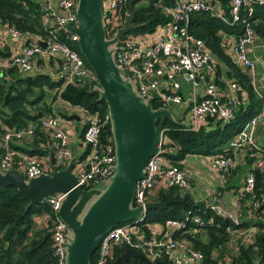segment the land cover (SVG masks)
<instances>
[{"label": "built area", "instance_id": "built-area-1", "mask_svg": "<svg viewBox=\"0 0 264 264\" xmlns=\"http://www.w3.org/2000/svg\"><path fill=\"white\" fill-rule=\"evenodd\" d=\"M44 8V23L48 36L44 40L46 47L38 41L27 44L26 35L15 27L7 29L11 37L23 42L20 54L5 57L0 60V79L7 77L12 68L28 74L33 70V59L42 53L61 56L64 68L68 69L66 83L77 80L96 78L93 70L87 63L79 48V37L67 29L69 24L78 27L76 7L78 0H41ZM129 0H103L106 32L109 39L115 38L124 27L129 15ZM264 6V0H230V16H227L219 4L210 0H176L170 9L172 20L165 25H158L154 30L144 33H129L120 40L115 52V60L123 72L128 71V77L145 98H152L159 107L172 108L174 105L185 103L184 90L188 86L191 91L189 98L190 122L185 129L199 130L209 119H216L226 124L236 117L237 108L241 99L237 92L239 83L230 78L227 87L221 85L218 79L220 61L206 45L205 41L190 32L191 17L196 12H210L226 23L232 25L242 18L243 9L253 12L254 7ZM66 37L62 38V33ZM264 46L259 42L255 29L250 22L246 23L242 36L228 41L235 62L244 68L252 81H257V65L264 64V56L253 54ZM221 81V83L219 82ZM229 88L230 91L227 89ZM257 89V88H256ZM264 98V88L258 90ZM236 92V93H234ZM59 99L63 100L60 96ZM83 109V108H82ZM88 122L84 132V141L89 148L84 158H78L73 168L79 183L87 189L97 187L113 175V166L116 164V151L113 137L103 140L102 130L110 122V115L96 112L88 113ZM264 120V107L255 114L231 142V148L226 153L205 155L203 160L213 170L224 173L238 167L241 156L251 158L257 155L245 177L244 193L252 194L256 189L257 178L251 169L264 171V145L259 144L256 138V128ZM63 117L54 114L42 120V127L52 133V150L57 163L65 168L73 158L70 148L69 135L63 125ZM178 123V122H177ZM35 127L22 130L6 129L4 133L5 149L0 155V170H19L26 178L53 172L50 159L37 154L19 151L9 146L13 138L24 139L34 134ZM167 129L158 132V143L154 154L149 159L144 176L139 179L135 191V206H145L157 194L160 188L191 187L190 175L183 162L174 161L167 156L168 148ZM47 202L54 215L52 237L54 241V255L58 264H66L68 225L59 216L61 198H48ZM207 209L216 214L229 217L235 223H240L236 213H229L224 208L218 192H214ZM208 210L199 208L189 211L184 218L168 219L161 224L162 229L154 233L151 229L147 235L141 228L147 211L138 219L116 225L102 239L99 247L97 264H107L114 261L115 246H126L143 253L154 261L167 258L172 264H202L204 255L190 246L187 240L179 236L186 234L191 226L202 227L206 222H214L213 217L205 221L202 214ZM50 216V215H48ZM248 229V228H247ZM247 229H232L229 232L244 234ZM129 264V263H123Z\"/></svg>", "mask_w": 264, "mask_h": 264}, {"label": "trees", "instance_id": "trees-1", "mask_svg": "<svg viewBox=\"0 0 264 264\" xmlns=\"http://www.w3.org/2000/svg\"><path fill=\"white\" fill-rule=\"evenodd\" d=\"M210 1L219 4L226 15L230 16V0ZM175 3L176 0H139L135 5L137 11L135 23L141 24V27L130 33L149 32L158 25L169 23L172 20L170 9ZM247 22H250L255 29L259 42L264 44V6H255L251 13L243 9L240 21L232 25L210 12H196L192 15L190 32L203 39L220 61L217 78L222 79L225 71L226 78H234L239 83L240 90L247 92L251 102L247 109L241 108L234 120L229 123L223 124L219 120L211 119L199 130L185 129L181 120L175 124L168 119H159L158 132L166 128L167 146L177 151V154H173V150L166 153L174 161L183 160L190 154L226 153L225 148L228 143L261 109L264 98L256 91L249 73L235 62L219 35L220 31H224L239 38L244 34ZM0 27L6 30L15 27L20 30L26 35L28 45L46 39L48 30L44 23L42 1L0 0ZM62 34V38L67 35L64 32ZM10 54L9 51L0 50V58ZM97 84L95 78L66 83L65 78L55 80L49 73L25 74L17 68L10 69L7 77L0 79L1 134L5 133L1 125L14 130L34 126V134L30 137L31 148L20 149L30 154L49 155L52 150V140L47 134L49 131L42 127V120L47 116L44 115L46 111H50L51 108L45 103L44 106H40L47 97V91L57 89L55 98L60 96L71 105L86 109L90 114L96 112L108 114L106 101L100 99L98 92L91 91ZM222 85L224 86V83ZM154 106L158 108V104L155 103ZM101 135L103 140L112 137L110 122L104 126ZM39 142L45 143V148H41ZM2 153L0 150V155ZM256 158L257 155L251 157L249 164ZM251 171L257 178L256 189L252 194H244L241 202L257 208L256 212L260 216L258 221L246 220L239 224L235 223L229 217L210 211L205 203H197L190 193H184L179 187H172L158 191L151 201H167L181 193L186 202L173 203L167 209L149 210L144 220L139 223L142 230L150 235L151 224H164L168 219H181L189 211L203 208L208 210L207 213L202 214L204 220L208 221L213 217L214 222H206L202 227L191 226L186 234L179 236L180 239L187 240L191 247L203 253L202 264H225V255L230 252L229 245L232 240L229 228L247 229L252 225L258 228L253 242L241 243L238 254L232 257L230 264H264V171L256 168ZM28 204L29 199L16 186L0 184V264H58V259L54 255L52 237L54 215L51 214V208L47 200L29 209H27ZM126 249V246H115L112 259L116 260ZM98 255L99 250L94 253L92 264H97ZM157 262L172 264L167 258L157 259ZM127 263L148 264L139 258H130Z\"/></svg>", "mask_w": 264, "mask_h": 264}, {"label": "water", "instance_id": "water-1", "mask_svg": "<svg viewBox=\"0 0 264 264\" xmlns=\"http://www.w3.org/2000/svg\"><path fill=\"white\" fill-rule=\"evenodd\" d=\"M103 0H78L76 12L79 26L67 29L78 35L79 48L93 70L98 84L91 90L98 92L109 109L116 164L105 188H85L79 183L73 168L77 156L65 168L57 163L51 152L53 172L26 178L19 170H0V184L16 186L29 199L27 209L48 198H61L59 216L68 225L66 264H92L104 236L116 225L138 219L145 211L167 209L185 199L181 193L167 201H150L144 207L135 206L136 186L145 172L158 143L159 119L177 123L170 108L154 106L152 98H145L115 60L117 45L127 34L141 27L135 23L139 0H129V15L119 34L107 37ZM5 25V22L3 23ZM46 47L44 40H38ZM139 258L148 264H158L143 253L126 249L107 264H123Z\"/></svg>", "mask_w": 264, "mask_h": 264}, {"label": "crops", "instance_id": "crops-1", "mask_svg": "<svg viewBox=\"0 0 264 264\" xmlns=\"http://www.w3.org/2000/svg\"><path fill=\"white\" fill-rule=\"evenodd\" d=\"M219 35L222 37L225 47L227 46L228 41H230L231 39H236L233 35L227 34L224 31H220ZM23 47L24 45L21 40L11 37L5 28L0 27V50L9 51L11 53L10 55L6 57H10L15 54H20L23 50ZM258 50L259 51L257 54H253L255 58H258V55H261V54L264 55V46L260 47V49ZM3 58L5 57H1L0 60ZM224 68L225 67L223 66V70ZM37 73L52 74L55 80H60L61 78H65V81H67V78H68V69L64 68L63 60L61 59V56H59L58 54L56 55L46 54V53L38 54L33 59V70H32V74H37ZM227 80H230V78H226V74L224 71V79L222 81V83H224V86L221 83L223 88L227 87V84H226ZM253 84L255 88H257L258 90H260L262 87L264 88V64L262 63H258L257 65V81H256V84L254 82ZM227 90L230 91L229 88ZM57 93H58L57 89H49L47 91V97L45 98L44 102L40 104V106L42 105L44 106V103H45L47 104L49 108H51V110L50 111L47 110L44 115L48 116V115L58 114L63 117V120H64L63 125L69 135L70 148L73 152V155L77 156L78 158H83L89 152L88 150L89 148L84 141V132H85V128L88 122V115L84 109L78 106H73L70 103L66 102L65 100L59 99L58 96L55 98ZM237 95L241 99V104L237 108V113H238V111L241 108L247 109L250 106L251 101L246 91L239 90L237 92ZM190 96H191V91L189 87L187 86L186 89L184 90V97L186 101L183 104L184 106L179 109L180 119L176 118L178 122L179 120H181L183 124H188L190 122V114H189ZM263 107H264V101H263V105L261 109ZM210 120L211 119H209V121ZM212 120L218 121L216 119H212ZM208 123L205 122L202 125V127L207 125ZM2 128L5 129V131L6 129H8L4 125L3 126L1 125V129ZM243 129L241 131H243ZM240 132H238L237 134H239ZM47 134H49L52 140L53 139L52 133L49 131V133ZM237 134L228 143L225 150L226 149L229 150L231 148V142L235 140L234 138L237 136ZM30 137L32 136H28L27 137L28 139L27 138L25 139L13 138L12 140H10L9 146L19 151H23L20 148H31L32 138ZM263 137H264V120H261L256 128V138L259 144L264 145ZM39 144L41 148H45L46 146V144L43 142H39ZM5 147L6 145L4 141V135H2L0 132L1 152L4 151ZM52 151L53 150H51V152ZM51 152L49 155H45V154H41V155L38 154V155H40L41 157H44L47 160L49 158L51 161ZM173 154H177L176 149L173 150ZM193 155L194 156L196 155V157L200 159V160L197 159L198 160L197 163H195L194 161H190L187 158L189 155L186 156V158H184L183 160H178V161L183 162V166H185L187 172L190 175L191 187L189 189H184L183 190L184 193L185 192L190 193L197 203L202 202V203H205V205L207 206L208 202L211 201L213 193L218 192L221 200L223 201L224 208H226V210L229 213H236L241 222H244L246 220L258 221L260 219L259 218L260 216L256 212L257 208L251 207V204L248 205L246 203L241 202V198H243V195H244L243 185L245 182V177L247 173L249 172L251 165H252V163L249 164L251 158H248L247 156L243 157L240 154L241 163L238 165L237 168L229 170V171H225L224 173H220V172L213 170L211 167H209L205 163V161L203 160L204 155H201V154H193ZM198 165L203 166V167L206 166L208 169H210L214 173V177L212 176L214 180L217 179V177H219L220 179L216 188L208 189V194L203 197L199 196L195 191L197 189L198 181L203 178L202 170L199 168ZM240 169H241L242 174H240L239 186H233V185L228 186V182L230 181L232 175H239L238 172L240 171ZM164 189H167V188H164ZM160 190H163V188H160L158 191ZM150 227L153 229L154 233H158L162 229V226L159 223H153L150 225ZM257 229L258 228L255 225H252L247 229V231L244 234H241L239 232H230L232 235V240L229 245L230 252L225 255V258H226L225 264H230L232 257L238 254L241 243L250 244L251 242H253V237H254V234L257 232Z\"/></svg>", "mask_w": 264, "mask_h": 264}, {"label": "rangeland", "instance_id": "rangeland-1", "mask_svg": "<svg viewBox=\"0 0 264 264\" xmlns=\"http://www.w3.org/2000/svg\"><path fill=\"white\" fill-rule=\"evenodd\" d=\"M184 105H174L170 110L172 111L173 115H175L176 118L180 119L179 117V109L181 107H183ZM186 122V120H185ZM264 138V137H263ZM205 156V155H204ZM196 155L194 156L193 154L192 155H189L187 158L190 160V161H194L195 163H197L198 160H200L198 157H196ZM198 159V160H197ZM199 166V165H198ZM199 168L202 170V176L203 178L201 180L198 181L197 183V189L195 190L196 193L203 197V196H206L208 194V189H212V188H216L217 184L219 183V177H217V179H213L212 176L214 177V173L208 169L206 166L203 167V166H199ZM239 175H232L230 181L228 182V186H239L240 184V174L241 173V169L240 171L238 172ZM217 176V175H215ZM109 181V180H108ZM108 181L107 182H102L101 184H98L97 187H100V188H105L108 184Z\"/></svg>", "mask_w": 264, "mask_h": 264}]
</instances>
